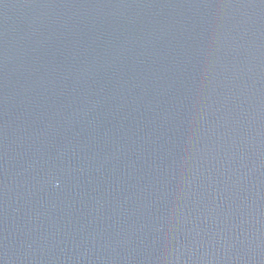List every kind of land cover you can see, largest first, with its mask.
<instances>
[{"label":"water","instance_id":"obj_1","mask_svg":"<svg viewBox=\"0 0 264 264\" xmlns=\"http://www.w3.org/2000/svg\"><path fill=\"white\" fill-rule=\"evenodd\" d=\"M0 264H264V0H0Z\"/></svg>","mask_w":264,"mask_h":264}]
</instances>
